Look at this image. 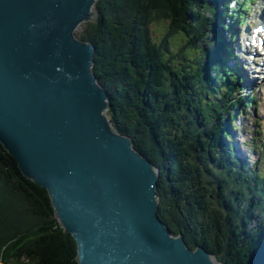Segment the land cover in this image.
<instances>
[{"label": "trees", "instance_id": "16d2710c", "mask_svg": "<svg viewBox=\"0 0 264 264\" xmlns=\"http://www.w3.org/2000/svg\"><path fill=\"white\" fill-rule=\"evenodd\" d=\"M230 4L96 0L98 19L76 36L95 45L92 71L108 92L112 126L159 168L157 214L169 233L222 264H264V171L228 142L255 102L233 94L237 69L226 64L232 48L220 26L234 30L243 15ZM75 256L46 189L0 144V264H77Z\"/></svg>", "mask_w": 264, "mask_h": 264}, {"label": "water", "instance_id": "95a60500", "mask_svg": "<svg viewBox=\"0 0 264 264\" xmlns=\"http://www.w3.org/2000/svg\"><path fill=\"white\" fill-rule=\"evenodd\" d=\"M96 0H0V144L46 189L77 264H222L157 214L159 168L112 126L76 36Z\"/></svg>", "mask_w": 264, "mask_h": 264}, {"label": "rangeland", "instance_id": "374dc122", "mask_svg": "<svg viewBox=\"0 0 264 264\" xmlns=\"http://www.w3.org/2000/svg\"><path fill=\"white\" fill-rule=\"evenodd\" d=\"M239 2L242 3L243 0H240ZM254 2H256V0H254ZM231 5L233 7L237 6L235 3H232ZM232 11L234 13V8ZM243 83L247 82L243 81ZM235 89H239V87H236ZM257 89H260V91ZM245 90H247V92L252 90L251 96L255 97L254 100L256 99V103L247 106L233 121V134L228 142L232 146L231 150L234 155L245 160L249 166L255 167L258 164L259 171L263 172V159L258 160V155L259 150H262V153L264 152V114L262 113L263 108L261 107L263 103L261 94H263L264 88L257 86L253 92V85H249V88L243 89V91ZM238 92H241V90L234 92L233 94L237 95ZM253 149H255V151Z\"/></svg>", "mask_w": 264, "mask_h": 264}, {"label": "bare ground", "instance_id": "6f19581e", "mask_svg": "<svg viewBox=\"0 0 264 264\" xmlns=\"http://www.w3.org/2000/svg\"><path fill=\"white\" fill-rule=\"evenodd\" d=\"M262 1H264V0H260V2H262ZM254 76H255V75H253V78H254ZM253 78H252V79H253ZM257 84H258V83H255V84L253 85V89H254V90L256 89ZM260 85H261V87L264 88L263 83L260 82ZM251 89H252V88H251ZM259 90H260V89H259ZM256 91H257V90H256ZM261 107L263 108V112H262V113L264 114V102L262 103Z\"/></svg>", "mask_w": 264, "mask_h": 264}]
</instances>
